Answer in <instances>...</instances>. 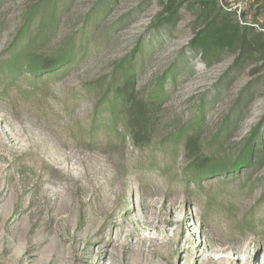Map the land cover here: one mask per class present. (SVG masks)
I'll return each instance as SVG.
<instances>
[{
    "label": "rangeland",
    "instance_id": "374dc122",
    "mask_svg": "<svg viewBox=\"0 0 264 264\" xmlns=\"http://www.w3.org/2000/svg\"><path fill=\"white\" fill-rule=\"evenodd\" d=\"M35 1H1L0 59ZM218 1L260 33L242 68L233 50H191L188 3L156 28L160 0H58V26L40 45L53 53L73 40L75 60L46 85L25 76L0 88V264H264V154L187 186L185 137H170L203 108L208 154L236 155L258 128L264 138V0ZM139 44L138 89L166 77L157 127L137 142L104 111L90 137L99 82Z\"/></svg>",
    "mask_w": 264,
    "mask_h": 264
},
{
    "label": "trees",
    "instance_id": "16d2710c",
    "mask_svg": "<svg viewBox=\"0 0 264 264\" xmlns=\"http://www.w3.org/2000/svg\"><path fill=\"white\" fill-rule=\"evenodd\" d=\"M160 2L162 9L155 24L156 28L175 25L185 3L197 8L190 47L191 50L200 52L205 59H212L226 50H233L236 53L233 68L236 69L244 67L252 57L261 52V49H254L256 39L261 38L260 33H255L251 27L242 24L236 18V13L222 6L218 0H160ZM60 16L58 0H36L29 8L16 39L0 59V88L3 91L25 76L33 83L41 82L40 84L46 85L48 79L56 77L64 66L75 60L77 53L73 40L53 53L43 51L40 45V40L45 42L58 26ZM34 20H37L35 28ZM142 51L143 47L139 44L133 53L118 61L111 77L99 82L102 91L90 123V137H93L95 129L100 126L97 118L104 111L110 112L108 125L117 134H120L118 122L124 120L137 142L145 140L149 130L157 127L158 116L167 97L164 83L166 77H162L159 84L150 92L144 93L138 89L136 58ZM204 124L205 113L201 108L196 117L170 134L175 142L185 137L186 165L182 170L181 179L187 186L199 185L203 179L214 176H231L241 168L252 167L258 158L257 164L263 161L264 138L262 137L261 141L258 138L259 128L254 130L253 135L245 141L236 155H215L204 150ZM231 126L232 119L227 117L223 130L229 131ZM220 134L221 132L217 133L214 140H217ZM127 135H122L124 141ZM258 143L263 146L258 148Z\"/></svg>",
    "mask_w": 264,
    "mask_h": 264
}]
</instances>
